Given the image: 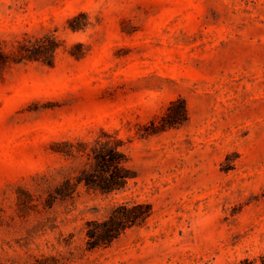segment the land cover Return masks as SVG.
I'll return each mask as SVG.
<instances>
[{"label": "rangeland", "instance_id": "rangeland-1", "mask_svg": "<svg viewBox=\"0 0 264 264\" xmlns=\"http://www.w3.org/2000/svg\"><path fill=\"white\" fill-rule=\"evenodd\" d=\"M46 34L52 64L0 76V264H264V0H0V38ZM179 96L180 126L123 125ZM101 126L136 176L49 205L78 165L55 148ZM122 201L152 213L86 248V221Z\"/></svg>", "mask_w": 264, "mask_h": 264}, {"label": "trees", "instance_id": "trees-1", "mask_svg": "<svg viewBox=\"0 0 264 264\" xmlns=\"http://www.w3.org/2000/svg\"><path fill=\"white\" fill-rule=\"evenodd\" d=\"M71 27L77 28L74 24ZM59 45L57 36L51 34L34 38H0V76L13 64L22 61L41 60L52 64ZM114 115L121 122L126 118L123 113ZM186 119L185 99L179 96L163 104L159 114L149 117L146 122L134 124L126 121L123 125L130 129L135 127L136 133L143 136L178 127ZM123 144L118 128L101 126L93 133L91 140L65 142L62 147L55 148L78 165L75 173L65 177L50 193L48 204L59 198L72 197L80 185L103 193L124 189L136 176V171L128 164L129 158L122 148ZM151 213L152 206L148 202L122 201L114 204L103 218L86 221V248L109 245L127 228L143 223Z\"/></svg>", "mask_w": 264, "mask_h": 264}]
</instances>
